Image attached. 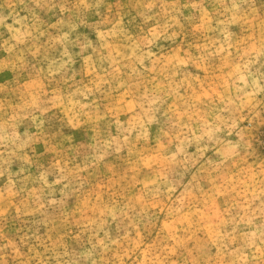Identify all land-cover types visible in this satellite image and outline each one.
<instances>
[{
    "label": "rangeland",
    "instance_id": "374dc122",
    "mask_svg": "<svg viewBox=\"0 0 264 264\" xmlns=\"http://www.w3.org/2000/svg\"><path fill=\"white\" fill-rule=\"evenodd\" d=\"M0 264H264V0H0Z\"/></svg>",
    "mask_w": 264,
    "mask_h": 264
}]
</instances>
